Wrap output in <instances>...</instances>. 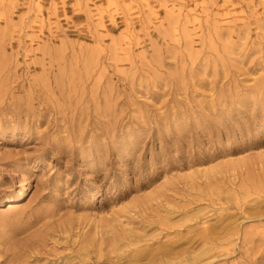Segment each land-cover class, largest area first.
I'll return each mask as SVG.
<instances>
[{
    "label": "rangeland",
    "instance_id": "1",
    "mask_svg": "<svg viewBox=\"0 0 264 264\" xmlns=\"http://www.w3.org/2000/svg\"><path fill=\"white\" fill-rule=\"evenodd\" d=\"M0 264H264V0H0Z\"/></svg>",
    "mask_w": 264,
    "mask_h": 264
}]
</instances>
